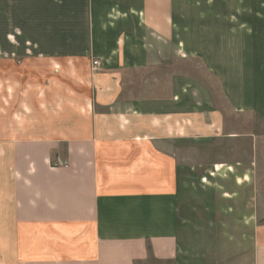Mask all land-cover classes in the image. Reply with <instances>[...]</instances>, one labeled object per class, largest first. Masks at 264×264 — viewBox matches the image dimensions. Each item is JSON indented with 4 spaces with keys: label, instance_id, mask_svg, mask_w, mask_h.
<instances>
[{
    "label": "crops",
    "instance_id": "0c3cea01",
    "mask_svg": "<svg viewBox=\"0 0 264 264\" xmlns=\"http://www.w3.org/2000/svg\"><path fill=\"white\" fill-rule=\"evenodd\" d=\"M33 61L73 109L0 125V264H264V157L194 154L264 120V0H0V85Z\"/></svg>",
    "mask_w": 264,
    "mask_h": 264
},
{
    "label": "rangeland",
    "instance_id": "374dc122",
    "mask_svg": "<svg viewBox=\"0 0 264 264\" xmlns=\"http://www.w3.org/2000/svg\"><path fill=\"white\" fill-rule=\"evenodd\" d=\"M45 63L30 62L18 64L16 91L11 90L5 82L0 85V125L14 124L18 126V138H24L27 129L32 133L48 126L56 125L57 116L52 111L73 109L72 102L57 100V69H48ZM8 72V71H7ZM198 74V70L194 71ZM201 72V71H199ZM8 75V73H7ZM200 77V75H197ZM66 80H71L67 78ZM217 90L216 88L213 89ZM54 91V92H53ZM50 111V117L46 114ZM13 112L17 118H9ZM225 137H220L219 143H212L204 148L194 150L195 161L210 160L222 155L237 153V157L249 159L257 151L259 157H264V120L259 117H227ZM236 134L238 146L229 142L228 136ZM39 135H42L39 133ZM260 149V150H259ZM255 157V156H254Z\"/></svg>",
    "mask_w": 264,
    "mask_h": 264
},
{
    "label": "built area",
    "instance_id": "2783aa9c",
    "mask_svg": "<svg viewBox=\"0 0 264 264\" xmlns=\"http://www.w3.org/2000/svg\"><path fill=\"white\" fill-rule=\"evenodd\" d=\"M98 65H99L98 61H93V63H92L93 68H97ZM58 165H59V166H60V165H64V163L59 162Z\"/></svg>",
    "mask_w": 264,
    "mask_h": 264
}]
</instances>
